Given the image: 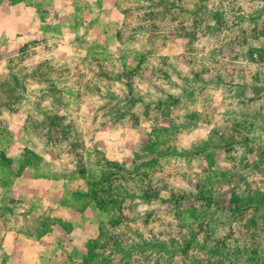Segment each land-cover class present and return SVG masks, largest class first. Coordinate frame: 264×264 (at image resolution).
Masks as SVG:
<instances>
[{
  "label": "rangeland",
  "instance_id": "374dc122",
  "mask_svg": "<svg viewBox=\"0 0 264 264\" xmlns=\"http://www.w3.org/2000/svg\"><path fill=\"white\" fill-rule=\"evenodd\" d=\"M114 3L0 35V264H264V0Z\"/></svg>",
  "mask_w": 264,
  "mask_h": 264
},
{
  "label": "crops",
  "instance_id": "0c3cea01",
  "mask_svg": "<svg viewBox=\"0 0 264 264\" xmlns=\"http://www.w3.org/2000/svg\"><path fill=\"white\" fill-rule=\"evenodd\" d=\"M25 1L3 0V6L0 9V35L4 34L9 37V45L11 44L15 49H18L23 45V42L29 34L32 38H41L43 42L47 38L48 41L62 42L63 39L69 37L71 32L63 23L62 16L65 14V11L74 7V0H48L45 4H49L52 11L48 6V11L42 14L38 8L27 6ZM93 6L95 5L93 4ZM96 6L98 7L97 10L101 11L105 19H107L105 20L107 26H111V30L114 32L117 31L121 26L122 19L115 7L114 0H97ZM78 20L80 19L75 20L77 26L80 25ZM93 20H95V23L100 22V19L94 18ZM50 32H53V34ZM43 33L47 34L45 35ZM21 178H15V182H18V180L21 181ZM81 213H85V210ZM45 239L46 235L40 239H36L34 245L41 247L43 245L41 241ZM66 245H68V242Z\"/></svg>",
  "mask_w": 264,
  "mask_h": 264
},
{
  "label": "trees",
  "instance_id": "16d2710c",
  "mask_svg": "<svg viewBox=\"0 0 264 264\" xmlns=\"http://www.w3.org/2000/svg\"><path fill=\"white\" fill-rule=\"evenodd\" d=\"M143 2L146 4L147 3V5H149L150 3L152 4V0H143ZM7 82H8V80L7 81H4V82H0V86L2 87V86H5L6 84H7ZM147 145V144H146ZM143 150H145V149H143ZM152 154V153H151ZM138 158V157H137ZM101 180H102V178H101ZM90 187H91V185H90ZM90 193H88L87 195H84L85 197H88V195H89V197L91 196L92 197V201H94V203H95V205L98 207V208H103L104 206H106V204H112V203H115V202H113V196L112 195H107V199H104V198H102V197H99V196H95V194L93 193L92 194V192L93 191H89ZM232 198L234 199V200H236L237 202H241V200L240 199H238V197H236L235 195H232ZM111 228H113V225H111ZM111 238H114V236H112L111 235ZM97 240H95V241H91L89 244L91 245H93V246H96L97 245ZM118 243H120V241H118ZM145 245V244H144ZM144 245H142V247L144 246ZM188 245V244H187ZM88 246V245H87ZM187 248H189V246L187 247ZM87 252H88V250H87ZM89 254H90V250H89Z\"/></svg>",
  "mask_w": 264,
  "mask_h": 264
}]
</instances>
